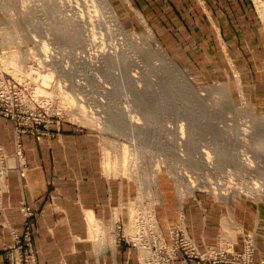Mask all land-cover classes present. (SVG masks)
I'll use <instances>...</instances> for the list:
<instances>
[{"label":"rangeland","instance_id":"obj_1","mask_svg":"<svg viewBox=\"0 0 264 264\" xmlns=\"http://www.w3.org/2000/svg\"><path fill=\"white\" fill-rule=\"evenodd\" d=\"M107 2L110 9L101 0H0V120L12 127L11 137L0 138V189L11 165L1 140L11 144L25 179L27 137L33 146L49 147V154L37 158L50 159L55 178L65 159L67 178L81 183L88 201L91 189L101 195L106 179L115 182V204L107 217L82 208L84 241L103 247L124 243L134 249L138 264L150 256L154 262L166 258L154 257L162 245L177 246V260L187 245L212 248L241 264L263 260L264 255L255 256L253 231L242 234L241 249L226 234L200 250L182 217L161 223L157 214L163 196L198 193L226 204L246 198L264 214V170L245 171L249 163L264 166V52L255 66L246 61V71L231 58L216 53L209 58L206 52L208 35L218 31L212 11L219 3L235 2ZM236 2L251 6L263 40L264 0ZM247 22L236 21L244 34L253 27ZM64 135L71 144L67 157L59 148ZM75 142L81 144L77 166L70 164L78 160ZM259 149L263 152L255 155ZM123 150L131 164L125 162L124 170L118 167ZM54 197L49 194L51 204ZM19 209L22 232L4 246L5 263L18 240L24 264L30 262L27 256L39 264L36 209L26 203Z\"/></svg>","mask_w":264,"mask_h":264},{"label":"crops","instance_id":"obj_2","mask_svg":"<svg viewBox=\"0 0 264 264\" xmlns=\"http://www.w3.org/2000/svg\"><path fill=\"white\" fill-rule=\"evenodd\" d=\"M233 1L234 4L219 3V9L212 11L218 31L208 35L206 52L210 54L209 58L215 57L211 56V53L219 54L221 59L231 58L241 66L240 71H246L248 70L246 61L253 64L259 59L260 50L264 52V39L260 40L257 18L251 6L240 4L236 2L237 0ZM209 7L211 8L210 5ZM246 8L248 11H243ZM239 17L248 21V24H253V27L247 26L245 34L236 24ZM11 129L9 122L0 120V138H7L8 135L11 137ZM64 136V139L59 137L62 140V146L60 145L59 148L64 149L63 156L67 157L71 154V144L67 140V135ZM25 141L29 142L31 147L24 149L27 170L25 179H22L11 144L4 139L1 140L10 156L8 160L11 165L6 168L0 189V200L4 206V215L0 214V264H6L2 252L4 246L12 241L13 234L20 235L22 232L23 214L19 209L21 203L29 204L36 209L37 228L34 231L33 242L39 249V264H138L134 249L124 243L103 247V243L97 242L96 245L84 241L83 238L82 208L86 207L94 214L107 217L115 204V182L106 179L101 195L96 188L91 189L93 200L88 201L81 183L78 186L67 178L68 169L65 159L59 164L58 175L55 178V166L50 159L37 158L38 155L49 154V147L33 146L36 143L27 137ZM74 146L77 149L75 150L78 160L75 159L74 164H70L77 166L81 164V144L75 142ZM118 189L123 196L125 186L121 185ZM51 193L55 194L53 204L49 199ZM229 203L214 200L204 193L179 199L168 195L162 197L157 214L161 223L182 217L188 234L200 250L226 234L233 236L234 248L241 249L242 234L253 231L255 256H263L264 240L261 235L264 228V214L260 206L256 205L255 208L242 197ZM172 264L200 263L194 260L185 263L176 260Z\"/></svg>","mask_w":264,"mask_h":264},{"label":"built area","instance_id":"obj_3","mask_svg":"<svg viewBox=\"0 0 264 264\" xmlns=\"http://www.w3.org/2000/svg\"><path fill=\"white\" fill-rule=\"evenodd\" d=\"M26 212H28L29 208H25ZM18 241V240H17ZM17 241L16 243H13L12 246L10 247L13 250V253H11L7 259V264H24L22 261L21 257V251L22 248L21 246H17ZM177 246L175 245H162L161 249H158L156 253L154 254V257L164 254L167 257L160 259L159 262H154L153 261V256H150L145 264H171L173 261L177 260V257L175 255V251ZM25 250V249H24ZM183 259H180L181 262H187L188 260H196L197 262L201 264H221V263H227V264H241L240 260L236 257L233 260L227 261L222 252L217 251V250H212L211 249H206L204 251H198L195 246L193 245H187L183 246ZM27 258L30 259L29 263L26 264H33L32 262V256H27ZM25 259V256H24ZM246 264V263H245ZM247 264H264V259L260 261H252L249 259L247 261Z\"/></svg>","mask_w":264,"mask_h":264},{"label":"bare ground","instance_id":"obj_4","mask_svg":"<svg viewBox=\"0 0 264 264\" xmlns=\"http://www.w3.org/2000/svg\"><path fill=\"white\" fill-rule=\"evenodd\" d=\"M108 0H101V2H103V4H104V6H106L108 9H110L109 8V5H108V2H107ZM49 3V2H48ZM47 4V3H46ZM98 7H99V5H98ZM103 7V6H102ZM105 7V8H106ZM111 7V6H110ZM97 9V8H96ZM100 9V8H99ZM261 14L263 15V17H264V11H262L261 12ZM116 17V16H115ZM109 27V26H108ZM113 29V28H112ZM56 33V32H55ZM54 34V33H53ZM62 34V33H61ZM91 42V41H90ZM45 44V43H44ZM40 46V45H39ZM43 46H45V45H43ZM44 48V47H43ZM41 50V49H40ZM46 51V50H45ZM48 52V51H47ZM32 53V52H31ZM33 54V53H32ZM40 55V54H39ZM43 55V54H42ZM12 56V55H11ZM46 56V55H45ZM12 57H14L13 58V60H15V64H17L16 63V59H15V57L16 56H12ZM18 57V56H17ZM10 58V57H9ZM27 58H28V56H27ZM22 59V58H21ZM26 59V58H25ZM13 60H11V62L13 61ZM9 61V60H8ZM20 62V61H19ZM22 62V61H21ZM20 64V63H19ZM22 65V64H21ZM175 65V64H174ZM17 66V65H16ZM61 67V66H60ZM176 67V66H175ZM17 69V68H16ZM15 69V70H16ZM19 69V68H18ZM28 69V68H27ZM49 69V68H48ZM66 69V68H65ZM18 76V75H17ZM74 82V81H73ZM79 84V83H78ZM74 86V85H73ZM200 93V92H199ZM201 94V93H200ZM67 96V95H66ZM179 97V96H178ZM74 98V97H73ZM210 99V98H209ZM79 104V103H78ZM78 104H76V105H78ZM77 107V106H76ZM81 109V108H80ZM77 111V110H76ZM77 113V112H76ZM190 114H191V112H190ZM87 120H88V118H86ZM115 120V119H114ZM89 121V120H88ZM100 122V121H99ZM112 122V121H111ZM114 122V121H113ZM116 122V121H115ZM114 122V123H115ZM119 123V122H118ZM113 124V123H112ZM184 124H187L186 122L184 123ZM189 125V124H188ZM180 126V125H179ZM186 126V125H185ZM255 127L254 128H256V125H254ZM117 127V126H116ZM114 128V127H113ZM187 130H189V129H187ZM191 130V129H190ZM183 126L181 125L180 127H179V132L181 133V135H183L182 133H183ZM247 131V130H246ZM245 131V132H246ZM161 135V134H160ZM181 137V136H180ZM188 137L189 138H192V136L191 135H189V133H188ZM169 138V137H168ZM182 138V137H181ZM167 141V140H166ZM171 141V140H170ZM168 146V145H167ZM166 147V146H165ZM127 148L125 147V149L124 150H126ZM260 149H262V148H260ZM258 150V151H256L254 154L256 155V153L257 154H261L262 152H263V150ZM124 150H123V152H122V154H121V156H120V158H118L119 159V164H118V167L121 169V168H123V170H124V163L125 164H130V163H127V161H124V159L125 158H127L128 157V153L126 154L125 152H124ZM201 151H203V150H201ZM128 152V151H127ZM120 153V152H119ZM204 153H206L205 151H204ZM202 155H203V153H201ZM208 154V153H207ZM115 155V154H114ZM126 155H127V157H126ZM168 155V154H167ZM202 155H201V157H202ZM249 155V154H248ZM119 156V155H118ZM108 157V156H107ZM204 157V156H203ZM207 157H208V155H207ZM114 158H117V157H114ZM129 159V158H128ZM107 160H109V158L107 159ZM106 160V163H107V165H109L110 163H111V161H107ZM169 160V159H168ZM115 161V160H114ZM257 161V160H256ZM263 160H261V162H262ZM117 162V161H116ZM129 162V161H128ZM258 162H259V160H258ZM115 163V162H114ZM113 163V164H114ZM211 163V162H210ZM1 164V163H0ZM112 164V165H113ZM135 164V163H134ZM248 164V163H247ZM131 165V164H130ZM133 165V164H132ZM111 166V165H110ZM126 166V165H125ZM250 166H253L254 167V165H252V163H249V166L248 167H246L247 169H245V171L247 170V171H249V170H251V169H254V170H256V171H260V170H264V166L262 165V164H259V163H257V165H255V167L254 168H251ZM114 167V166H113ZM131 167V166H130ZM115 168H117V167H115ZM134 169V168H133ZM129 171V170H128ZM120 173V172H119ZM126 173V172H125ZM3 174V173H2ZM128 174V173H127ZM134 174V173H133ZM261 174V173H260ZM133 176V175H132ZM183 176H185V175H183ZM194 183V182H193ZM256 184V183H255ZM262 185V184H261ZM251 187V186H250ZM254 188V187H253ZM261 188V187H260ZM180 190H182V189H180ZM259 191V190H258ZM181 192V191H180ZM133 221V220H132ZM135 225V224H134ZM133 227V226H132ZM145 254V253H144ZM144 256V255H143Z\"/></svg>","mask_w":264,"mask_h":264}]
</instances>
